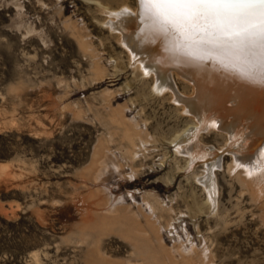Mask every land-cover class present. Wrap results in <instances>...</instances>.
Wrapping results in <instances>:
<instances>
[{
  "label": "rangeland",
  "instance_id": "obj_1",
  "mask_svg": "<svg viewBox=\"0 0 264 264\" xmlns=\"http://www.w3.org/2000/svg\"><path fill=\"white\" fill-rule=\"evenodd\" d=\"M124 7L0 0V264H264V197L226 152L209 200L204 163L176 145L196 119L112 28Z\"/></svg>",
  "mask_w": 264,
  "mask_h": 264
},
{
  "label": "bare ground",
  "instance_id": "obj_2",
  "mask_svg": "<svg viewBox=\"0 0 264 264\" xmlns=\"http://www.w3.org/2000/svg\"><path fill=\"white\" fill-rule=\"evenodd\" d=\"M138 12L139 8L128 7L110 11L111 26L121 33L136 63H140L147 74H155L157 91L170 90L175 101L184 104L185 112L196 119V124L186 129L176 145L178 151L190 159L191 167L196 162L204 163L205 173L200 181L209 200L216 206V170L226 152L233 159L228 171H238L249 191L255 197H264V87L243 80L212 61H193L170 51L168 41L162 36L148 34L141 38ZM174 71L195 86V95L187 96L179 91ZM209 130L225 134L228 144L222 148L204 144L200 136ZM131 137L130 142L134 144ZM142 143L145 147L148 144ZM195 245L191 241L182 249L195 254Z\"/></svg>",
  "mask_w": 264,
  "mask_h": 264
},
{
  "label": "snow or ice",
  "instance_id": "obj_3",
  "mask_svg": "<svg viewBox=\"0 0 264 264\" xmlns=\"http://www.w3.org/2000/svg\"><path fill=\"white\" fill-rule=\"evenodd\" d=\"M140 37L264 87V0H135ZM147 74V73H146ZM242 166V165H240Z\"/></svg>",
  "mask_w": 264,
  "mask_h": 264
}]
</instances>
